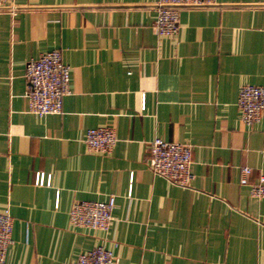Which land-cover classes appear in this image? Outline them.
<instances>
[{"label": "crops", "instance_id": "1", "mask_svg": "<svg viewBox=\"0 0 264 264\" xmlns=\"http://www.w3.org/2000/svg\"><path fill=\"white\" fill-rule=\"evenodd\" d=\"M181 8L175 37L152 28L157 0H12L0 9V210L13 218L5 264H73L97 244L115 264H264V116L244 124L240 86L264 85V0ZM59 48L62 111L28 110L25 63ZM116 135L88 150L89 127ZM192 145V179L153 174L146 142ZM38 172L49 185L35 184ZM115 196L107 231L71 226L79 199Z\"/></svg>", "mask_w": 264, "mask_h": 264}, {"label": "built area", "instance_id": "2", "mask_svg": "<svg viewBox=\"0 0 264 264\" xmlns=\"http://www.w3.org/2000/svg\"><path fill=\"white\" fill-rule=\"evenodd\" d=\"M218 5L217 0H157L152 28L158 36L175 37L179 30L181 8H205ZM14 12L17 5L12 0H0V9ZM28 110L38 116L62 111V97L70 93V66L62 61L61 50L52 48L39 52L24 66ZM236 105L241 121L249 125L264 116V85L242 84L238 90ZM117 138L114 130L106 125L93 126L85 130L83 141L88 150L109 153ZM192 145L188 142L166 140L154 137L146 142L145 160L153 174L163 177L171 184L188 186L193 175L191 171ZM239 181L248 184L250 195L264 198V172L253 180L248 179L251 167H240ZM50 178L43 172L35 176V184L49 185ZM115 196L105 200H75L68 211L71 226L107 231L113 219ZM13 218L6 206L0 210V264H5L8 245L12 242ZM114 252L97 244L79 253L73 264H115Z\"/></svg>", "mask_w": 264, "mask_h": 264}]
</instances>
